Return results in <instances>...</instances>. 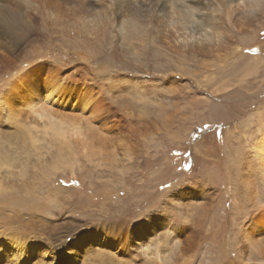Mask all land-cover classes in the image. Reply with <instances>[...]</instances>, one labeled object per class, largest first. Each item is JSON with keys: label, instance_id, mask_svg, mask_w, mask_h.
<instances>
[{"label": "rangeland", "instance_id": "rangeland-1", "mask_svg": "<svg viewBox=\"0 0 264 264\" xmlns=\"http://www.w3.org/2000/svg\"><path fill=\"white\" fill-rule=\"evenodd\" d=\"M104 1L89 0L91 17L74 20L31 0L19 10L48 39L16 48L19 57L0 49V155L10 152L11 162L0 182L21 184L23 172L36 181L31 174L42 171L47 179L30 204L49 198L45 213H30L43 228L25 235L28 254L1 248L0 264H264L243 233L251 214L264 211V183L256 182L260 208L240 184L252 133L264 127V0H246L248 8L243 0H172L166 8L140 0L146 10L115 23ZM74 75L78 88L99 93L106 118L56 108L60 133L43 110L30 109L27 79L71 83Z\"/></svg>", "mask_w": 264, "mask_h": 264}, {"label": "bare ground", "instance_id": "bare-ground-1", "mask_svg": "<svg viewBox=\"0 0 264 264\" xmlns=\"http://www.w3.org/2000/svg\"><path fill=\"white\" fill-rule=\"evenodd\" d=\"M29 1H31V0H2V2L0 3V49H3L4 56H5V53H8V54L13 53L15 56L19 57L20 54H17L18 50L16 51V48L17 49L20 48L19 49L20 51H21V49H23L24 51H27L26 47L31 46V45L35 46L36 43L41 39V35L46 37V31L38 28L37 25L35 24V22L33 21L34 19L32 20V18L28 17L25 12L20 11L21 9H23V8H21L22 6L25 7L24 5H27L28 3L30 4ZM36 1H37L36 4L39 7L41 6L40 7L41 10L45 9L42 12H44V13L49 12V14H51L53 16L63 14V16L66 18L69 14V15L73 16L74 20L76 17H81V18L82 17L83 18L89 17L91 14L90 10L92 9V8H90L91 2L89 3L88 2L89 0L88 1L81 0V2L78 4L74 2L73 5L71 4L72 6H70L69 2L72 3L73 0H36ZM96 1L102 3V1H104V0H96ZM110 1H111V4L108 3L110 5V7H109L110 10H106V12L107 13H112V12L114 13L115 16L112 19L113 23L117 22V20L115 18L118 16H122V18H123V15H125V14L126 15L131 14L132 16L133 15L135 16L136 14H139V11H142L146 8L141 4L140 0H110ZM239 1L240 0H238V2ZM247 1L243 0L240 2L241 3L243 2L242 4L247 6L249 3ZM249 1L251 4L254 3L255 5H258V6H260L262 3V0H249ZM222 2H224V0H222ZM171 3H172V0H164L161 2V8H166L167 6H171L172 5ZM31 4H32V2H31ZM230 4L232 5V3H230ZM32 5H34V4H32ZM237 5H239V4H237ZM226 6L229 7L228 5H226ZM252 7H253V5H252ZM28 8H30V7H28ZM32 8L33 7H31V9ZM247 8H248V6H247ZM104 9H106V6L103 7V10ZM35 10H36L35 13H38V15L40 13H42L41 10H38L36 8H35ZM243 10H244V8H243ZM32 11L33 10H31V12ZM246 11H248V9H246ZM104 13H105V11H104ZM21 15H24L29 19L24 20ZM205 15H206V13H205ZM108 19H110V18H108ZM178 20H179V18H178ZM43 21H42V23H43ZM83 26L87 30V28H89L91 25L89 26V23H87V24H83ZM89 30H91V29H89ZM77 31H78V29H77ZM41 32H43L44 34H42ZM65 32H67V31H65ZM181 32L182 33L184 32L185 34L187 33L186 30H184V31L181 30ZM207 33L208 32H206L205 34H202V36H206ZM63 36H65V35H63ZM178 36L179 35H177L176 38ZM180 36H187V35L182 34ZM196 36H197V34H193V37H196ZM66 37H68V36H66ZM75 40H76V38H75ZM71 41H73V40H71ZM67 42H68V39H67ZM179 43L184 45L183 41H179ZM109 53H111V52H109ZM23 55L28 56L29 53L26 52ZM23 59H24V57H23ZM42 67H46V65H44ZM44 75H45V73H44ZM68 75L69 74H67V76ZM79 76L77 77L74 75L75 78L73 79V81L71 83L66 81L67 79H65L64 77H62V79L57 78V79H51V80L49 77V79L44 80L45 78L33 76V78L27 79L28 86L30 87L29 88L30 94L28 93L29 94L28 99H30V103L29 102H27V103L30 104V109L33 110L34 112L37 110H40V111L43 110L44 112L41 114L49 115V117L52 120V124L57 128L58 132H60V133H61V129L57 126V123H63V121L61 120L62 118L60 119L61 121H59L58 118L53 115V113H54L53 109L56 110V108L61 109V110L60 109L57 110V111H59L58 114L61 111L62 113L60 115L64 114L65 116H69V117H81L85 120H99V119L103 120L106 118V116L103 114L102 105H101L100 100L98 98L99 93H97V94L92 93V88H89L88 86L86 87L85 85L81 86V88H78L77 87V83H78L77 79L79 78ZM68 78H71V76ZM19 83H21V81ZM10 92H11V89H8L7 92L5 94H3L2 99H6L5 97L8 96L10 94ZM235 108H236V106H235ZM237 108L239 109V110H237L238 115L239 114L241 115L242 114L241 111H243V110L239 108V105H237ZM63 111H64V113H63ZM100 113H101V115L103 114L101 117H99ZM64 121H67V118ZM257 122H258V120H257ZM253 124H255V123H253ZM259 124H260V122H259ZM241 127H243V123H241V126H239L238 128L240 129ZM240 130L238 132H240ZM88 131H89V129H88ZM248 133H246V134H248ZM97 134H98V132H97ZM107 137H108V135H107ZM240 137H243V136H240ZM240 142H241V140H240ZM251 142H252V145H251L250 149L248 148V150H246V152L248 151L249 155L248 156L246 155L247 160L245 158V162H244L245 163V169L243 168V174L241 176V183L240 184H242L245 187L246 196H247V197H245V199H247V201L251 202L252 205L257 204L256 206L258 208H260V204L258 202L259 198H258V191H257L256 182H257V180H260L264 183V127L263 126H262V128L261 127L257 128L252 133ZM245 147L246 146H244V148H243V146L240 144L237 147V153H238V156L240 158V161H242L244 159V157L242 158L240 156V153L242 154V156H244L246 154V152L244 150ZM6 151H7V149H6ZM5 155L6 156H4L2 158L0 155V172H1V169H4V168L6 169V167H8L7 169H9V166L11 163L10 160L8 159L10 157V152L9 153L7 152V154H5ZM232 160H234V159H232ZM33 172H35V174H31V177L36 178V181H32L31 180L32 178L30 179L29 176L27 175V173L23 172L22 176L20 177V179H22L21 184L17 185V183H16L17 181H15V180H14L15 183L14 182L12 184H11V182L8 183V181H6L4 177H2L3 183L0 182V249L1 248L4 249V251H3L4 254H6L9 251H11L12 253L14 252L16 255L20 251L23 253H27L26 247L24 248L23 246H21L25 240H28V237L25 235L29 234V235H32L34 237H37V235H40V233L42 231V228H43L42 224H38L35 221V218L32 219L30 216V213L38 214V216H40L42 213H45L47 211L46 206H48V205H46L47 204L46 199H49V198H47L46 196H44V197L38 196V197L34 198L35 202L33 201L32 204H30V203L32 201L31 194H33V192H34L33 190L36 189L37 183L40 184L41 179H47V178H46V175L42 173V171H41V173H39L38 171L37 172L33 171ZM39 174L41 177L39 176ZM252 174H254V175H252ZM37 191H35V192H37ZM23 193H25L26 195H23ZM241 197H244V196L241 195ZM241 200H243V199H241ZM187 203H189V202H187ZM183 206H185V205H183ZM192 207L193 208L190 207L187 210L192 213V216H195L197 209L194 208L195 206H192ZM221 207L222 206L220 205V208ZM262 211H263V209L262 210L258 209L257 212L253 211L254 214H251L250 221H249V223H247V225L249 224L248 226L251 227V231H249V228H247V226H245L243 228L247 229V230H246V232L243 230L244 231L243 233L245 235L244 238L248 241L247 242L245 240L246 243H248L247 245L249 246V243H250V245H251L250 248L252 247V249H254L255 252H257V254L259 256L263 257V259H264V211L263 212ZM26 215H28L27 219H26ZM174 225H176V224H174ZM168 226L173 227L175 231H178V229H179V226H172V224H170V223ZM241 235H242V233H241ZM32 236H31V238H32ZM32 240L34 241V239H32ZM30 248H31V251L34 250L33 249L34 243L31 242ZM235 250H237V249H235ZM32 253H33V251H32ZM147 261H148V259H147ZM38 263L39 262L36 261L34 264H38Z\"/></svg>", "mask_w": 264, "mask_h": 264}]
</instances>
